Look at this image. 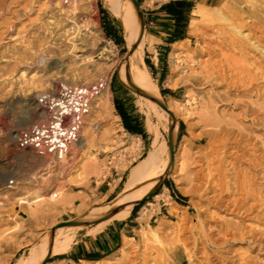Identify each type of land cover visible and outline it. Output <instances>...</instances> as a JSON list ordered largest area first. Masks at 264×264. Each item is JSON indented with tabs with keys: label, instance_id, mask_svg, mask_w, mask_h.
<instances>
[{
	"label": "rangeland",
	"instance_id": "374dc122",
	"mask_svg": "<svg viewBox=\"0 0 264 264\" xmlns=\"http://www.w3.org/2000/svg\"><path fill=\"white\" fill-rule=\"evenodd\" d=\"M48 1L0 0V116L4 109L7 110L4 103L27 104L29 91H34L30 89L31 85L20 82L23 72L27 80L36 74L34 77L38 80L37 86L42 81V86L49 89L50 83L58 77L67 83L74 79L75 57L90 56L91 61H86L83 65V70L89 74L81 77L79 83L91 85L111 69L112 63L122 61L129 51L123 23L119 17L114 16L104 7V0H79L80 13L75 17L76 24L71 22L70 16L58 9H45L43 5ZM170 1L173 0H138L145 19L146 34L153 38L146 42L141 54L135 58L136 62L144 67L140 58L143 57L146 69L162 101L167 104L174 98L180 103L181 109L176 111L177 129L173 164L156 192L141 202L142 207L137 217H140L145 207L149 210L150 217L147 224L143 225L139 221V228L132 243L141 250L139 254L142 255L145 245L143 234L150 232L149 226L164 225L166 231L161 235V243L166 247L175 246L176 254L168 259L165 253L153 250L148 256L151 264H158L163 260H168L171 264H224L222 259H218V255L229 258L226 264H233L248 246L244 243H230L225 246L224 253L218 248L224 242L218 234L220 227L240 221L238 216L229 215L224 211L226 203L221 201L223 193L219 187L218 162L213 166L212 177H207L208 172H202L204 168L198 164L181 172L180 164L183 156H187L204 165L206 157L211 156L213 148L223 153L225 145L229 150L237 147L236 134L225 136L220 132L216 137L213 133H217L219 128L214 125L222 121L242 120V117H239L242 108L236 103L258 99L254 94L253 97H236L237 93L232 91L229 96L230 101H222L220 96L225 94L224 88L218 84L213 86L193 80L195 73L202 71V63L208 62L212 57L211 63L217 65L222 59L218 55L213 57L202 52L204 44L214 46L221 38L211 40L209 35L212 34V30L203 25L200 26L198 35L191 34L188 24L187 38L182 43L170 44L169 38L174 23L167 14L160 11V8ZM188 1L193 2L194 7L223 6L229 2L232 4L240 2L239 0ZM102 10L116 26L120 25L124 45H117L106 37L102 26ZM247 12L250 13V9ZM261 17L263 20V16L259 15V18ZM217 30L223 36L226 28L221 25ZM74 41L78 42L76 49L72 47ZM179 47L182 49L177 50ZM89 66L91 70L88 71ZM109 88L113 117L119 116L114 106V100L118 98L125 104L128 112L142 119L146 139L137 140L131 137L125 131L121 119L114 122L113 118L104 117L100 121L101 129L94 132L95 146L99 149L94 161L90 160L93 149H86L75 160H69L68 165L60 166L56 162L49 166L42 164L30 148L21 147L15 138L19 132H28V128L21 125L17 117H9L2 126L0 174H7L3 187L13 188H7L9 193L5 195L7 190H1L3 187H0V264H16L31 248L50 237L54 228L65 222H95L112 211L113 209L104 212L102 208L113 206L122 196L131 169L152 150L155 130L159 133V144L165 143V152L161 155V161L168 160V132L165 128L167 123L153 116L154 130L149 128L148 116L139 105V96L122 84L117 69L110 71ZM164 89L170 90L172 95H163ZM203 110H207L208 116L201 114ZM250 119L242 120L246 127H250ZM221 126L224 127V124ZM112 128L116 134L108 138L109 140L105 142L107 144L102 145L104 143L97 142L101 137L108 135V130ZM257 135L260 136L261 133L250 136L254 139ZM111 138L122 143L115 146ZM253 139L248 140L247 143L254 142ZM245 143H241V150H245L243 149ZM105 147L107 149L115 147L116 150L106 153L103 149ZM141 151L142 156L132 164L133 159ZM14 154L19 155L17 159L14 158ZM226 160L234 161L232 157H227ZM121 161L126 164L123 168H120ZM93 164L99 170L88 173L89 165ZM237 166L241 170L249 168L241 162ZM129 167L132 168L126 171ZM227 168L229 167L223 166V169L227 170ZM159 180L160 178L156 179L158 183ZM116 186L118 188L110 195V191L112 192ZM74 191H82L76 205L75 197L72 196ZM54 192L59 194L56 198L58 209L49 215L41 214L39 208L41 206L48 208L47 198ZM20 197H26L28 201L38 197H44L45 200L30 205L20 203L18 201ZM163 204H166L168 210L164 208L161 210L160 205ZM81 230L68 232L73 237V241L83 233ZM149 243L157 245L153 240ZM190 253L194 254L192 262L188 259ZM256 254L257 252L251 253V256L255 257ZM111 255L105 257L100 264H119L125 258L122 252H117L112 257ZM54 258L55 255H52L49 261ZM137 262L142 264L140 259H137Z\"/></svg>",
	"mask_w": 264,
	"mask_h": 264
},
{
	"label": "bare ground",
	"instance_id": "6f19581e",
	"mask_svg": "<svg viewBox=\"0 0 264 264\" xmlns=\"http://www.w3.org/2000/svg\"><path fill=\"white\" fill-rule=\"evenodd\" d=\"M237 4L231 2L223 6H202L197 5L191 13L189 23V31L191 34L198 35L200 26L203 25L207 29L212 30L209 35L211 40L218 41V44L211 46L204 44L202 52L209 56H220L217 65L211 63L212 57L208 62L201 64L202 71L196 72L193 80L196 82L206 83L210 85L218 84L224 88L225 94L220 96L222 101H230L229 96L232 91H235L236 97H257L258 100L253 101H238L241 113L239 117L251 118L250 127H246L241 119H236L232 122L222 121L214 126L218 127L217 133H213L216 137L219 133L225 136L236 134L235 143L237 147L228 149L224 146V152L219 153L214 148L211 150V156L206 157V163L201 165L194 161V158L183 156L180 164V171H186L190 166L198 164L207 171V177H212L213 166L218 162L217 172L219 173V187L223 193L221 201L226 203L225 210L229 215H236L240 221L231 225H225L218 230L219 236L224 242L218 247L221 253L226 245L230 243L246 244L248 247L244 253H240L233 264H263L264 260V0H239ZM79 0H49L43 6L45 9H58L62 13H66L71 22L76 24L75 17L80 13ZM247 6V7H246ZM104 7L107 8L114 16L119 17L123 23L126 32V42L129 49L125 58L118 62L112 63L110 71L118 70L119 79L126 86L131 88L134 84L138 89L164 103L160 97L156 86L146 69L145 60L141 58L142 64L136 62V57L141 54L146 42L153 38L151 35L142 34L143 23L141 22L135 7L130 0H104ZM250 9V13L247 10ZM259 15L263 16L259 18ZM51 23V22H50ZM223 25L226 28L223 36L218 32V27ZM11 28H9L10 30ZM221 36V37H219ZM178 41L176 44L182 43ZM77 41L72 44L73 49L77 48ZM137 46L132 50L134 45ZM179 47L177 50H181ZM86 52V51H85ZM141 56V55H140ZM258 56V57H257ZM74 79L70 82L61 81L58 77L52 81L49 89L40 85L37 86L38 80L33 75L29 80L26 78L25 72L20 76V82L26 85H31L29 97L26 98L27 104L24 102H16L14 104L4 103V112L0 116V136L2 126L10 117H17L19 123L28 128V132H19L15 135L18 140L20 134L33 133L32 139H28L27 148L39 160L40 163L48 166L56 162L60 166L69 164V160H75L81 152L86 149H93L90 157L91 161L96 159V154L99 149L95 146L96 138L94 132L101 129L100 121L106 117L114 119V122L120 120L119 116L113 117V103L111 100V91L109 88L110 71H106L99 80L91 85H82L79 79L85 74H89L83 70V65L86 61H91V57L86 58L75 57ZM88 67V71L91 70ZM93 72V70L91 71ZM31 94V95H30ZM139 96V95H138ZM139 105L148 116L149 128L154 130L152 117L155 116L160 120H164L168 134L170 127L175 124L173 133V144L175 145L176 135V111H180V103L172 98V102L166 105L169 112L162 109L158 104L153 102L146 96H139ZM10 113L13 115L10 116ZM201 114L208 116L207 110L201 111ZM224 124V127L221 125ZM248 133V134H247ZM257 133L254 139L253 136ZM108 135L101 137L97 142L105 145L111 136L116 133L114 129L108 130ZM212 136V134H211ZM29 136V138H31ZM112 139V138H111ZM254 142L247 143L248 140ZM115 146L120 145L122 141L111 140ZM246 142L241 150L240 145ZM99 143V144H101ZM152 150L148 155L140 160L133 167L129 178L126 182L122 196L116 201L113 206H105L102 211L117 210L107 221H103L89 230V234L99 233L109 222L124 221L129 218L131 211L136 203L144 200L159 184L156 179L164 178L169 174L171 164V149L168 142L169 157L168 160L161 161V155L165 152V143L159 144V133L155 130V137L152 143ZM26 148V147H25ZM109 148V147H108ZM186 148V147H185ZM106 153H111L116 150L115 147L107 149L103 148ZM229 150V151H228ZM228 151V152H227ZM15 159L18 154L13 155ZM227 157H232V161H227ZM10 159V158H9ZM7 158V160H9ZM52 160H54L52 162ZM137 160V159H135ZM13 163L12 161H10ZM9 162V163H10ZM241 162L248 165L247 170H241L237 164ZM126 164L121 161L120 168ZM229 168L223 169V166ZM98 167L89 165L88 173L97 172ZM6 171V170H4ZM7 174H0V187H3V182L6 180ZM160 181V180H159ZM14 184V182H10ZM13 187H3L5 195L9 193L8 189ZM193 192V191H192ZM63 196V193L61 192ZM59 194L52 193L47 200L48 208L41 206L40 213L49 215L58 209V201L56 198ZM233 197V198H232ZM232 198V199H229ZM228 199V200H227ZM45 200L44 197H38L33 201H28L26 197H20V203H39ZM112 210V211H113ZM111 212V211H110ZM150 214L145 207L142 209L139 221L144 225L148 223ZM247 222V223H246ZM84 226L71 227H56L55 238L52 249L51 237L38 246L31 248L28 254L21 257L16 264H43L45 260L52 255L67 254L73 244V237L68 232L72 230L82 229ZM149 233L143 234L145 241L142 255L141 250L135 246L133 239H125L121 248L117 252H122L125 256L124 260L119 264H138L137 259L142 261V264H151L149 254L153 250L163 252L168 259L176 254V247L163 246L161 243V235L165 233L166 227L149 226ZM157 245H152L151 241ZM116 252V253H117ZM257 252L256 256H251V253ZM114 253L112 256H114ZM194 254H189V261L192 262ZM218 259H222L223 263L229 261V258H224L218 255ZM102 262H94L100 264ZM89 263V262H85ZM158 264H171L168 260L159 261ZM207 264V263H201ZM210 264V263H209Z\"/></svg>",
	"mask_w": 264,
	"mask_h": 264
},
{
	"label": "crops",
	"instance_id": "0c3cea01",
	"mask_svg": "<svg viewBox=\"0 0 264 264\" xmlns=\"http://www.w3.org/2000/svg\"><path fill=\"white\" fill-rule=\"evenodd\" d=\"M104 17L106 16L103 14V18ZM106 18L107 20H109V17H106ZM116 99L119 100L125 106V104L120 99L115 98V100ZM114 106H115V103H114ZM127 133L131 137H135L137 140L146 139L139 135H134L129 132ZM142 154L143 152L141 151V153L137 154V157L135 159L138 160V158H140ZM135 159H133L132 164L137 161ZM130 168L132 167L127 168L126 171L128 169L130 170ZM117 188L118 186H116L112 192L110 191V195H112L116 191ZM81 192L82 191H74L72 193V196L75 197V201H74L75 205L78 202V199H79L78 197ZM140 205L142 204L140 203L134 206L128 219L124 221L109 222L99 233L89 234V230L92 227L96 226L97 224L82 228L81 231H83V233H81V235L73 241L70 251L65 255H55V257L64 256V258H54L46 264H69L71 262H74V263L98 262V261L103 260L105 257H108L109 255H111L112 253H114L121 247L125 239H135V234L138 231L139 224H140L139 217H137V214H139L140 209L136 213L134 211H135V208ZM160 208L161 210H163V208L164 210L165 209L168 210L166 208V204L160 205ZM75 260H77L78 262Z\"/></svg>",
	"mask_w": 264,
	"mask_h": 264
},
{
	"label": "trees",
	"instance_id": "16d2710c",
	"mask_svg": "<svg viewBox=\"0 0 264 264\" xmlns=\"http://www.w3.org/2000/svg\"><path fill=\"white\" fill-rule=\"evenodd\" d=\"M193 8V2L188 0H173L160 8V11L167 14L174 23V27L169 38L170 44L183 41L187 38V28ZM102 13L106 15L104 10H102ZM102 26L105 35L109 40L113 41L117 45H124L125 42L123 40V36L120 33L121 29L119 24L116 26L112 19L109 18V20H107V18L104 17L102 20ZM162 94L172 95V92L170 90L164 89L162 90ZM114 103L117 113L121 117L126 131L131 134L146 138V131L141 118L128 112V110L119 100L116 99ZM141 206L142 205L137 206L134 212L136 213L141 208ZM56 258H64V256H57Z\"/></svg>",
	"mask_w": 264,
	"mask_h": 264
},
{
	"label": "water",
	"instance_id": "95a60500",
	"mask_svg": "<svg viewBox=\"0 0 264 264\" xmlns=\"http://www.w3.org/2000/svg\"><path fill=\"white\" fill-rule=\"evenodd\" d=\"M130 1L132 2L133 6L135 7V9H136V11H137V14H138L139 18H140L141 22L143 23V29H142V34H143V33L145 32L146 25H145V19H144V15H143V13H142V11H141L140 4H139L138 0H130ZM136 46H137V44L134 45V46L132 47V50L135 49ZM122 84L125 85L124 83H122ZM130 84H131V88H130V87H129V88H130L135 94H137V95H139V96L141 95V96H146V97L150 98L153 102H155L156 104H158L162 109H164V110H166L167 112H169V111H168V108L166 107V105H165L164 103H162L161 101H159V100H157V99H154V98L150 97L149 95H147L146 93H144L143 91H141L140 89H138L134 84H132V83H130ZM169 114H170L171 117H173L172 113L169 112ZM174 130H175V124L172 125V126L170 127L169 134H168V142H169V146H170V149H171V160H170V163H171V164H172L173 161H174V154H175V145L173 144V133H174ZM162 182H163V179L161 178L160 181H159V184H158V185L156 186V188H155V189L149 194V196H150L151 194H153L154 192H156V190L161 186ZM149 196H147L146 198H148ZM146 198H145V199H146ZM145 199H144V200H145ZM142 201H143V200H142ZM142 201H141V202H142ZM141 202H138V203H136L135 205H138V204H140ZM116 212H117V210H113V211L107 213L105 216H103L102 218H100L99 220H97V221H95V222H86V221H68V222H65V223L59 225L58 227H71V226H84V227H87V226H91V225H94V224H99V223H101V222H103V221H107L108 219H110L113 215H115ZM55 230H56V229H54V230L52 231L51 246H50L51 249H52L53 241H54V238H55ZM50 258H51V256H49V257L45 260L44 264L48 263Z\"/></svg>",
	"mask_w": 264,
	"mask_h": 264
},
{
	"label": "built area",
	"instance_id": "2783aa9c",
	"mask_svg": "<svg viewBox=\"0 0 264 264\" xmlns=\"http://www.w3.org/2000/svg\"><path fill=\"white\" fill-rule=\"evenodd\" d=\"M23 133V132H22ZM32 134L33 133H25L24 135L23 134H20V137L18 138V143H19V145L21 146V147H27V145H28V139H32ZM29 136L31 137V138H29Z\"/></svg>",
	"mask_w": 264,
	"mask_h": 264
}]
</instances>
